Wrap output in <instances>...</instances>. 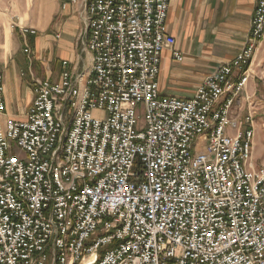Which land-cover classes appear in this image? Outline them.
<instances>
[{
    "label": "built area",
    "instance_id": "built-area-1",
    "mask_svg": "<svg viewBox=\"0 0 264 264\" xmlns=\"http://www.w3.org/2000/svg\"><path fill=\"white\" fill-rule=\"evenodd\" d=\"M69 4L88 68L65 59L58 79L31 73L32 100L14 120L2 118L0 65V264H264L261 100L247 92L264 0L246 44L189 98L158 89L174 44L169 0ZM17 28L31 67L36 30Z\"/></svg>",
    "mask_w": 264,
    "mask_h": 264
},
{
    "label": "crops",
    "instance_id": "crops-1",
    "mask_svg": "<svg viewBox=\"0 0 264 264\" xmlns=\"http://www.w3.org/2000/svg\"><path fill=\"white\" fill-rule=\"evenodd\" d=\"M254 6L255 0H169L166 31L168 35L173 36L174 44L172 49L166 48L160 55L157 82L161 95L189 98L194 94L196 86L218 66L231 62L246 44ZM57 13V20L54 22L49 20V14L46 13L30 26L24 23L27 20L21 16L20 24L36 30V36L28 37V42L29 39L32 41L29 45L33 52V64L31 67L27 65L26 72L24 69L17 70L15 63L18 56L24 54L23 41V54L14 53L12 56L5 52L0 56L4 78L3 119L23 120L25 117L33 97L30 90L31 73L36 77L58 79L61 61L65 59H55L56 54L60 52V48L54 46L55 43L58 42L63 49L73 44L75 56L72 61H67L70 66H74L76 72L89 67V54L81 52L78 47L79 29L82 26L79 5L69 4ZM56 34L60 37L55 38ZM65 35L72 40L63 38ZM20 38L22 40L21 35ZM260 47L261 45L253 55L254 60ZM173 51L181 53V61L173 59ZM43 52L47 53L44 57ZM60 53L62 54V51ZM86 53L89 65L84 59ZM36 62H41L42 76L35 73ZM51 62L60 65L58 73H54L55 70L50 68ZM8 65L10 70L5 72ZM247 84L250 86L251 82L248 81ZM256 127L260 128L261 125H255Z\"/></svg>",
    "mask_w": 264,
    "mask_h": 264
},
{
    "label": "rangeland",
    "instance_id": "rangeland-1",
    "mask_svg": "<svg viewBox=\"0 0 264 264\" xmlns=\"http://www.w3.org/2000/svg\"><path fill=\"white\" fill-rule=\"evenodd\" d=\"M62 0H0V56H3L5 52H8L14 56V53H21V38L18 34L17 26H21L24 24H20L22 20L21 16H24L27 21L24 23L30 26V24L36 23L40 20L43 15L46 13L49 14V20L56 21L57 12L62 10L61 7ZM43 10V13H42ZM51 14V15H50ZM21 18V20H20ZM4 26V27H3ZM68 37L65 35L63 38ZM70 41L72 40L69 38ZM261 47L259 49V53L256 56L255 60L253 59V63L251 65V74L249 81L251 85L247 84V92L249 94L254 93L256 91L253 101L255 99H260L259 109L257 111V117L255 118V124L261 125L259 128H255V136L253 138V151L252 158L255 165H259L264 162V128L262 127V123L264 122V38L261 41ZM56 48H60V52H58L55 56V59H66L72 61L75 56V49L73 48V44L63 47L57 42L54 44ZM43 56H46L47 53L43 52ZM33 55V53H32ZM85 62L89 65L88 62V54H84ZM18 68L17 70L24 69L26 72L27 61L25 59L24 54L18 56L15 60ZM35 73L36 75L42 76V68L41 62H36L35 65ZM50 68H52L54 73H58L60 69V65L55 62H51ZM10 70V65L6 66L5 72ZM142 115V114H141Z\"/></svg>",
    "mask_w": 264,
    "mask_h": 264
},
{
    "label": "trees",
    "instance_id": "trees-1",
    "mask_svg": "<svg viewBox=\"0 0 264 264\" xmlns=\"http://www.w3.org/2000/svg\"><path fill=\"white\" fill-rule=\"evenodd\" d=\"M29 42H32L31 39H29Z\"/></svg>",
    "mask_w": 264,
    "mask_h": 264
}]
</instances>
